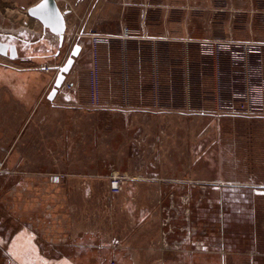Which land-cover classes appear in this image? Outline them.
Instances as JSON below:
<instances>
[{"label":"rangeland","instance_id":"374dc122","mask_svg":"<svg viewBox=\"0 0 264 264\" xmlns=\"http://www.w3.org/2000/svg\"><path fill=\"white\" fill-rule=\"evenodd\" d=\"M38 1L0 0V38L28 42L19 58L0 56V86L10 71L32 77L24 99L17 87L0 90V264H185L192 251L197 264L201 255L264 264V117L213 114L234 77L226 57H205L199 44H264V0H57L68 29L56 55L47 32L32 44L42 27L26 9ZM141 6L158 15L160 32L170 24V89H161L159 56L148 66L152 97L134 96L146 83L134 57L121 46L104 63L101 43L88 39L76 58L79 106L50 105L56 67L80 29L119 35L126 26L134 38ZM260 55L264 77V47ZM118 87L132 95L120 98ZM150 98L152 110L124 111L123 100L143 107ZM111 175L126 178L121 192L109 191Z\"/></svg>","mask_w":264,"mask_h":264},{"label":"crops","instance_id":"0c3cea01","mask_svg":"<svg viewBox=\"0 0 264 264\" xmlns=\"http://www.w3.org/2000/svg\"><path fill=\"white\" fill-rule=\"evenodd\" d=\"M146 8H147L146 6H143V7L141 6L140 8L141 9L139 13L140 23L138 24L136 28H134L135 29L134 33H137V35L134 38L130 39L129 41L126 42L125 45H123V43L118 39V34H111L109 35L111 36V38L107 42L101 43L99 45L100 59H102L101 61L104 63L105 61L109 59L113 61V59L116 58L117 54H119V48L121 46L122 48H120V51L121 49L122 51L125 50L124 54L126 56L134 57L135 62L137 63L136 66H139V69L142 70L143 72V74H140L139 79H142L143 82L146 81V83H143L142 85H140L141 90L143 89L145 93L140 92V94H138L137 91L133 93V95L135 94L134 96L141 97V100L143 99L142 96L148 95L152 97L151 90H150V76H149L148 66L150 67V61H152L154 58H159V56L160 58H163V61L161 62L162 63L161 66L163 65V68H164V65H166L165 67H167V72L161 77V81H160L161 89L162 87L165 89H170V35H168V32H167V31L170 32V24L167 23L166 25H162L163 29L165 28V31L160 32L158 15L155 14L153 18V15L150 13L149 17L147 18L145 15ZM67 25L68 24L66 21V28L68 27ZM79 32L82 33V35L80 36L79 44L81 45L82 48L86 49L89 35H92V34H90L91 32L89 30L86 31L84 28L83 29L81 28ZM82 50L83 49H81V51ZM4 58L5 57H3V59ZM28 59H32V57ZM76 61L77 59L75 60L70 72L68 73V75H66V78H65L66 84H70V89H67V91L65 90V88L60 90L59 91L60 93L58 92L56 96L54 97V99L51 101L47 99V94L50 91L52 86L47 91L46 100L50 102V105L62 106L63 105L62 102H64L65 103L64 105H70L71 107H74V108H77L79 106L81 93H80L79 74L77 73L78 71H77ZM0 64L1 65L5 64L4 61H2V59H0ZM22 70H26V68ZM27 70L29 71L30 69L28 68ZM27 70L25 71V73L20 74V75L16 74L15 72H11V71L7 73L6 74L7 76L5 77L6 79L4 81L7 88H3L2 87L3 85H2L0 86V90L9 89L10 91L13 92L14 87L15 88L17 87L18 93L19 91L21 93L20 95L16 96L17 100L19 101L21 99H24L25 96L27 95L26 90L28 88V83L29 81H31V78H32L30 73ZM1 75L2 74L0 73V76ZM2 81L3 80L0 78V84L3 83ZM11 85H13V88L11 87ZM148 87H149V91L147 90ZM12 94L14 95V93ZM118 94L120 98L126 97L127 94L132 95L130 93V90H128V88L126 91H124V90H119V87L117 90V95ZM168 94H170V92ZM150 101H151V98L149 100V103H146V104L142 103V105H144L143 107L142 106L134 107L131 105H127L126 100H123L122 102H125L124 106H126L125 107L126 110L124 111H127V110L146 111L148 110V108H151L150 110H152ZM167 103L170 105V100L169 102H166V104ZM167 110H170V109H167ZM192 252L184 255V256L186 255L189 256L188 259L185 258L183 260L185 261V264H197V261L194 260L193 258L194 257L193 254L195 252L194 251ZM204 259L205 258L202 257V255L197 258L200 264H211V262H207ZM219 260H220L219 264H224L223 255L221 256V258H219ZM183 261H181V263ZM251 264H253V257L251 259Z\"/></svg>","mask_w":264,"mask_h":264},{"label":"built area","instance_id":"2783aa9c","mask_svg":"<svg viewBox=\"0 0 264 264\" xmlns=\"http://www.w3.org/2000/svg\"><path fill=\"white\" fill-rule=\"evenodd\" d=\"M133 31L129 27H122L118 35L121 41L133 38ZM109 35H89L93 45L107 42ZM200 53L205 57H226L231 65L233 84L223 87L216 92L213 114L218 117H264V77L262 74L261 52L264 44L253 41H237L232 39L203 40L200 43ZM44 71H51L52 67L43 66ZM57 71V70H56ZM96 65L92 68L90 101L93 107L98 106V92L96 85ZM70 89V87H68ZM2 163L0 162V169ZM57 177H53L56 181ZM126 178L111 175L108 189L112 193L123 190Z\"/></svg>","mask_w":264,"mask_h":264},{"label":"water","instance_id":"95a60500","mask_svg":"<svg viewBox=\"0 0 264 264\" xmlns=\"http://www.w3.org/2000/svg\"><path fill=\"white\" fill-rule=\"evenodd\" d=\"M26 13L40 23L44 34L47 32L55 37L58 46L56 54H58L64 42L66 32L65 14L67 12L60 9L57 0H39L34 5L29 6ZM81 49L82 47L78 42L74 43L65 61L56 67L57 71L52 87L47 94L48 100H53L56 94L62 90L66 75L70 72ZM0 55H8L10 59H15L17 56L15 45H7L0 41Z\"/></svg>","mask_w":264,"mask_h":264},{"label":"flooded vegetation","instance_id":"af4514ba","mask_svg":"<svg viewBox=\"0 0 264 264\" xmlns=\"http://www.w3.org/2000/svg\"><path fill=\"white\" fill-rule=\"evenodd\" d=\"M41 31H42V29H41ZM45 34L43 33V32H41V34H39V38H37V39H35V40H33L32 41V44L34 43H44V39H45ZM20 39H22V38H20ZM0 41L1 42H3V43H5V44H7V45H11V44H14L15 45V47H16V53H17V56H16V58L15 59H17V58H19V56H20V52H21V50L23 51V49H24V51L25 50H27V48L26 47H24L28 42L26 41V40H24L23 39V41H24V44L23 45H18V43L17 42H15V41H13V42H10V41H5V40H3V39H1L0 38ZM27 42V43H26ZM57 51V50H56ZM55 55H56V52H55ZM2 57H5V58H7V59H10L9 57H8V55H6V56H4V55H1ZM25 57L26 58H34V57H37V55H33V54H31L30 53V55H25ZM12 60V59H11Z\"/></svg>","mask_w":264,"mask_h":264},{"label":"bare ground","instance_id":"6f19581e","mask_svg":"<svg viewBox=\"0 0 264 264\" xmlns=\"http://www.w3.org/2000/svg\"><path fill=\"white\" fill-rule=\"evenodd\" d=\"M42 32V31H41ZM54 66V65H53ZM17 240H19V239H17ZM19 242V241H18ZM26 243V242H25ZM13 244H18V243H15V241L12 243V246H13ZM28 245V244H27ZM15 247V246H14ZM13 249V248H12ZM14 250V249H13ZM10 251V250H9ZM12 251V250H11ZM15 253V252H14ZM12 254V253H11ZM21 256V255H20ZM19 259V258H18ZM16 260V259H15ZM61 264H65V263H61Z\"/></svg>","mask_w":264,"mask_h":264}]
</instances>
